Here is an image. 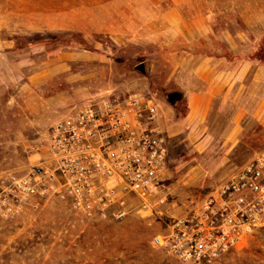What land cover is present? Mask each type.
<instances>
[{
    "label": "rangeland",
    "instance_id": "rangeland-1",
    "mask_svg": "<svg viewBox=\"0 0 264 264\" xmlns=\"http://www.w3.org/2000/svg\"><path fill=\"white\" fill-rule=\"evenodd\" d=\"M226 30L252 64L237 105L214 99L176 122L166 96L186 115L192 82L176 65L222 54L212 35ZM262 39L264 0H0V264H181L151 239L264 150ZM128 92L157 102L168 140L165 178L147 207L128 194L108 217L89 219L48 196L11 194L9 177L42 160L52 125ZM216 264H264V216Z\"/></svg>",
    "mask_w": 264,
    "mask_h": 264
},
{
    "label": "built area",
    "instance_id": "built-area-1",
    "mask_svg": "<svg viewBox=\"0 0 264 264\" xmlns=\"http://www.w3.org/2000/svg\"><path fill=\"white\" fill-rule=\"evenodd\" d=\"M40 149L42 160L27 175L9 177L11 194L48 196L89 219L108 217L128 194L147 207L169 160L160 107L138 92L78 107L48 129ZM263 216L264 150L151 244L181 264H216L259 227Z\"/></svg>",
    "mask_w": 264,
    "mask_h": 264
},
{
    "label": "crops",
    "instance_id": "crops-1",
    "mask_svg": "<svg viewBox=\"0 0 264 264\" xmlns=\"http://www.w3.org/2000/svg\"><path fill=\"white\" fill-rule=\"evenodd\" d=\"M212 36L222 41L224 46L222 54L218 56H195L189 54V50H185V53L189 54L187 57L190 56V59L186 58L176 65L177 67L184 63L185 70L189 72L188 76L192 78V82L190 86L188 85L185 93L187 113L180 123L196 117L199 114V112L197 113L199 106L201 104V107L207 106L214 99L227 100L231 97L232 105L235 106V104L237 105L235 102L244 92L242 86L252 64L242 61L241 52L236 49L235 39L229 31L226 30L219 37L214 33ZM239 37L240 35L237 34V38ZM206 38H209V36L207 35ZM185 40L187 41L186 37ZM239 115L240 109L238 108L236 119H239Z\"/></svg>",
    "mask_w": 264,
    "mask_h": 264
},
{
    "label": "trees",
    "instance_id": "trees-1",
    "mask_svg": "<svg viewBox=\"0 0 264 264\" xmlns=\"http://www.w3.org/2000/svg\"><path fill=\"white\" fill-rule=\"evenodd\" d=\"M264 39H262V41H263ZM262 45H264V43L262 42ZM260 52H263L262 53V55H263V58H264V50L262 51V50H260ZM166 99H167V101H168V103L173 107V109H174V113H175V120L177 121V122H181L183 119H184V117H185V112L184 113H182V112H180L179 110H178V108L177 107H175V103H174V100L175 99H173V98H168L167 96H166ZM187 113V112H186Z\"/></svg>",
    "mask_w": 264,
    "mask_h": 264
},
{
    "label": "water",
    "instance_id": "water-1",
    "mask_svg": "<svg viewBox=\"0 0 264 264\" xmlns=\"http://www.w3.org/2000/svg\"><path fill=\"white\" fill-rule=\"evenodd\" d=\"M135 69H136V71H138L141 74H144V72H145V68H144L143 64L138 65Z\"/></svg>",
    "mask_w": 264,
    "mask_h": 264
}]
</instances>
